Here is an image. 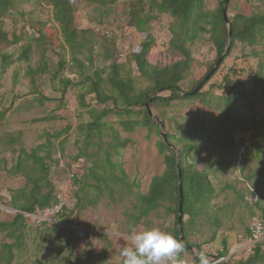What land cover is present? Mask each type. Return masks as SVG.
<instances>
[{"label": "rangeland", "instance_id": "374dc122", "mask_svg": "<svg viewBox=\"0 0 264 264\" xmlns=\"http://www.w3.org/2000/svg\"><path fill=\"white\" fill-rule=\"evenodd\" d=\"M134 1L137 0L105 3L71 0L76 7L79 27L85 29L91 39L87 47L81 48L83 52L78 54L84 66L72 63L73 49L66 43L59 23L54 20L50 0H15L5 18L4 30L9 31L10 36L15 33L21 39L16 44L0 43L1 52L16 58L29 43L34 45V52L29 61H16L6 69H3L0 56V221L14 218L16 210L9 204L11 195L13 190L23 187L26 182L24 176L8 173L17 159L19 149L25 147L30 150L45 142L47 131L55 132L69 124L71 128L65 134V152L56 155L61 160L53 165L51 177L58 191L66 188L72 199L77 200V194L88 193L90 204L74 215L78 225L97 231L92 239H80L72 231L64 232V227L55 231L51 225H36L27 220L29 228L26 248L13 264H40L45 261L53 264H123L120 251L131 243L128 239L130 232L133 229L145 231L144 225L136 226L129 222L126 213L133 210L137 191L146 193L152 178L165 170L163 155L159 153L157 143L166 128L163 126L158 132L154 126H138L133 131H126L120 126L118 117L110 115L106 120L113 123L122 138L132 140L125 150H120V155L114 150L110 152L111 161L120 164L127 173L125 182L118 179L113 182L104 181L103 173L110 168L108 164L98 170L97 174L96 170L90 173L96 147L89 149L90 158H82L79 171H83L84 176L79 182L71 180L68 171L79 162L76 155L80 147L78 141L83 137L81 126L89 120V116L78 101V94L85 91L83 85L63 88L60 82L62 75L57 72L60 61H66L65 75L74 84L78 83L81 81V71L93 73L96 68L108 66L103 54L109 49L123 64L125 76L133 77L138 87L148 84L140 76L134 59L147 36V33L129 24V7ZM220 1L206 0L205 7L214 11ZM150 6L151 0H146V10ZM256 12H264V0H231L228 5L230 18L238 13L251 15ZM177 23L178 20L169 15H157L150 23L148 33L153 35L154 44L148 58L153 64L167 65L181 58L169 46L171 27ZM39 29L47 36V42L42 46H37L36 41L40 35ZM191 48L195 65L182 83L183 92L190 91L217 57L208 33H203L191 44ZM263 53L264 39H259L254 45L233 41L230 54L203 88L205 101L175 100L169 107L152 106L153 113L161 120V116H164L167 129L178 137L188 134L194 126L204 127L208 131L202 141H197L200 148L191 157V161L200 169L209 170L217 190L212 204L218 208L217 214L222 226L217 229L203 220L197 233L189 229V240L194 245L200 244L208 255L215 256L222 249V239L226 237L229 255L221 260L228 264L246 259L252 253L254 242L248 232L250 221L254 215L264 217V145L257 153L253 148L251 132L242 128L244 122L252 117V103L258 111L263 112L262 105L256 101V92L259 94L261 88L256 89L253 80L259 55ZM43 58L47 70L35 73L32 80L31 69H38ZM226 74H232L238 85L237 98L230 110L226 100L231 94V88L223 82ZM106 87L109 89L108 85ZM86 99L93 105L103 106L95 101L94 93L87 94ZM134 109L136 112L128 118L144 117V107ZM52 113L62 118L34 121ZM153 120L158 123L156 119ZM105 140L108 142L110 137ZM105 148L103 146L100 149L103 156ZM114 171L120 175L119 168ZM96 185L102 187V195ZM106 185H111L112 190ZM81 187H84L83 190ZM148 219L152 228L168 232L174 226L175 215L160 208L153 211ZM195 228H198L197 225ZM10 241L0 232V246L2 242ZM195 249L180 251L185 264L194 262L198 248ZM165 264L174 263L168 259Z\"/></svg>", "mask_w": 264, "mask_h": 264}, {"label": "trees", "instance_id": "16d2710c", "mask_svg": "<svg viewBox=\"0 0 264 264\" xmlns=\"http://www.w3.org/2000/svg\"><path fill=\"white\" fill-rule=\"evenodd\" d=\"M93 1L105 3L113 0ZM224 1L221 0L219 7L214 11L206 9V0H151L150 9H153L152 11L150 9L146 10V0H137L130 3L129 24L140 32L147 33L146 38L141 43L140 51L134 57L140 76L148 83L144 87H138L137 81L133 77L123 74V64L119 62L118 57H115L109 49L103 54L104 59L109 63L108 66L96 68L93 73L81 71V81L75 84L64 73L66 61H60L57 72L58 75H62L60 82L64 85L63 88L71 85H83V90H85L78 94V101L80 107L85 109L89 120L81 126V135L83 137L78 141L80 147L76 159L90 158L89 149L96 147L97 151L93 153L95 159L90 169L91 174L95 170V174H97L98 170L104 169V165L108 164L110 168L103 173L104 181L113 182L118 179L121 182H125L127 178V173L121 165L111 161L110 152L114 150L117 155H120V150H125L132 140L130 138H122L113 123L106 120L110 115L117 116L120 126L126 131H133L138 126H154L159 132L160 124L153 120L146 106L156 91L158 93L151 102V108L159 105L169 107L175 100L205 101L206 93L203 88L211 78L197 93L184 94L194 91L226 50L229 43V30L223 16ZM14 3L15 0H0V43L16 44L21 39L15 33L10 36L9 31L4 30L5 18ZM50 3L53 6L54 20L59 23L66 43L73 49L72 63H81L78 54L83 52L81 48L87 47L91 39L88 38L87 31L78 25L75 5L71 0H50ZM157 15H169L178 20V23L171 27L172 37L169 41V46L181 58L167 65L153 64L148 58L154 44L153 35L148 32L150 31V23ZM229 19L232 26L233 41H242L254 45L259 39H264V12H256L251 15L238 13L233 18L229 17ZM203 33L210 34V39L217 52L216 61L209 66L207 72L198 79L190 91L183 92L182 83L189 77L195 65L191 44ZM39 34L36 39L38 42L37 46H42V44L47 42V36L41 29H39ZM33 46L31 43L27 44L16 58H12L11 55L2 53L0 50L3 69H6L7 66L16 61H29L34 52ZM231 50L232 46L227 55L230 54ZM42 61L43 63L39 65L38 69H31L32 80L35 73L47 70V63L44 58ZM81 65L84 66L83 63ZM105 73L107 74L106 76ZM253 80L256 89L261 88L259 94L256 92V101L262 105L263 112L258 111L255 104L252 103L250 106L252 117L249 121L244 122L242 128L244 131L251 132L253 148L259 153L264 145V53L259 55L257 69L253 73ZM223 82L225 86L231 88V94L226 100L230 110L237 98L238 85L234 81L232 74H226ZM106 85L109 86V89ZM91 93L95 94V101L98 104H102V107L87 101L86 95ZM164 93L169 94L164 95ZM134 107H144L143 118H128L136 112ZM161 117L163 126L166 128V137L162 136V139L157 143V147L159 153L163 155L165 170L152 178L149 190L146 193L137 191L133 210L127 212L126 216L129 222L134 223L136 226L144 225L145 230H147L152 228L148 219L150 214L153 211L164 208L167 212L175 215L174 226L169 228L168 232L182 242L177 224L180 191L177 151L173 147L176 146L181 154L180 165L184 190L183 230L185 239L189 245L197 247L198 251L203 250L200 244L194 245L190 242L189 229L193 230V233H197L200 231V226L204 223L203 220L213 224L217 229L222 226V221L217 214L218 208L212 204L217 195V190L210 178L209 170L208 168L200 169L191 161V157L200 148V144L197 141H202L207 136L208 131L204 127L194 126L188 134L178 137L167 129L166 119L164 116ZM59 118L62 117L52 113L36 118L34 121L44 122ZM70 128L71 126L67 124L61 130L55 132L47 131L45 133V142L30 150L21 147L15 163L8 169L10 174L24 176L26 182L23 187L13 190L11 195L9 204L16 210L14 218L10 221H0V232L11 240L10 242L1 243L0 264H13L19 254L26 248L29 224L23 212L39 213L57 203L58 189L51 177V172L53 165L58 164L61 160L56 155L65 152V143L67 141L65 134L69 132ZM107 137H110L108 142L105 140ZM103 146H106L105 156L100 152ZM116 168H119L120 175L115 173L114 169ZM82 174L79 173L74 180L79 182V179L84 176ZM98 174L100 175V173ZM99 179L102 180V177H99ZM96 187L99 190V194L102 195V187L100 185H96ZM106 187L112 190L111 185H106ZM81 188L83 190L84 187ZM89 204L90 199L87 192L83 195L77 194V202L71 210V214L86 209ZM261 218L264 221V217L261 216ZM196 225L197 229L195 228ZM43 226H47V224H43ZM51 226L55 231L62 229L59 225ZM64 232L71 233L68 229H65ZM248 232L250 234V227ZM222 242L223 247L218 254L215 256L209 255L212 260L222 259L229 255L227 238H223ZM253 245L252 253L246 259L240 260L235 264H264V240L254 242ZM182 250L191 251L185 245ZM178 253L181 261H183L180 251ZM40 264L53 263L45 261ZM192 264H199L197 255H194ZM224 264L228 263L224 262Z\"/></svg>", "mask_w": 264, "mask_h": 264}, {"label": "built area", "instance_id": "2783aa9c", "mask_svg": "<svg viewBox=\"0 0 264 264\" xmlns=\"http://www.w3.org/2000/svg\"><path fill=\"white\" fill-rule=\"evenodd\" d=\"M83 159H80L73 168L68 171L69 178L74 180L79 173L80 163ZM77 200L72 199L66 188L58 191L57 203L46 208L39 213L23 212L26 219L36 225H59L70 231H72L77 238L80 239H92L97 234V231L92 228L82 227L78 225V219L74 214H71V210L75 207ZM250 239L253 242H259L264 240V221L260 215H254L250 221ZM221 259H213L212 264H218ZM171 261L174 264H185L180 259V255L177 252Z\"/></svg>", "mask_w": 264, "mask_h": 264}, {"label": "clouds", "instance_id": "9594fccd", "mask_svg": "<svg viewBox=\"0 0 264 264\" xmlns=\"http://www.w3.org/2000/svg\"><path fill=\"white\" fill-rule=\"evenodd\" d=\"M126 244L120 251L123 264H165L184 247L172 233L160 228H149L145 231L133 229ZM199 264H212V258L204 250L197 251Z\"/></svg>", "mask_w": 264, "mask_h": 264}, {"label": "water", "instance_id": "95a60500", "mask_svg": "<svg viewBox=\"0 0 264 264\" xmlns=\"http://www.w3.org/2000/svg\"><path fill=\"white\" fill-rule=\"evenodd\" d=\"M230 0H225L223 3V16H224V20L225 23L228 27L229 30V43L226 47L225 52L221 55V57L218 59V61L216 62V64L214 65V67L211 69V71L205 76V78L199 83V85L194 89V91H192L191 93H185L184 95L187 94H194L197 93L205 84L206 82L211 78V76L217 71V69L219 68V66L221 65L222 61L224 60V58L226 57V55L229 53L232 43H233V37H232V26H231V21L229 19L228 16V4H229ZM158 93V91H156L154 93V95L152 96V98L147 102L146 106L147 109L149 111V114L152 118L156 119L158 121V123L160 124V129H162L163 127V123L161 121V119L159 118V116L155 115L153 113V110L151 108V102L153 101V99L155 98L156 94ZM163 137L165 138L166 135L165 133H163ZM176 151H177V166H178V170H179V191H180V203H179V213H178V228H179V233H180V237L181 240L183 242V244L188 247L191 251H196L195 247L189 245L186 242L185 239V235H184V230H183V204H184V190H183V176H182V172H181V154L180 151L176 148V146H173ZM219 264H224L222 262V260L219 261Z\"/></svg>", "mask_w": 264, "mask_h": 264}]
</instances>
